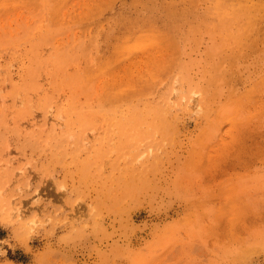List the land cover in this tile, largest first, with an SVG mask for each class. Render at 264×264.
<instances>
[{
	"label": "rangeland",
	"instance_id": "1",
	"mask_svg": "<svg viewBox=\"0 0 264 264\" xmlns=\"http://www.w3.org/2000/svg\"><path fill=\"white\" fill-rule=\"evenodd\" d=\"M0 264H264V0H0Z\"/></svg>",
	"mask_w": 264,
	"mask_h": 264
}]
</instances>
